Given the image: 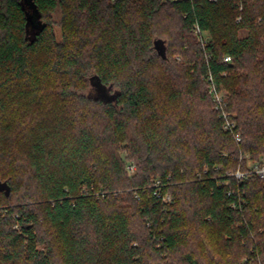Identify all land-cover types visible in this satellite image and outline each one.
Wrapping results in <instances>:
<instances>
[{"label":"trees","instance_id":"1","mask_svg":"<svg viewBox=\"0 0 264 264\" xmlns=\"http://www.w3.org/2000/svg\"><path fill=\"white\" fill-rule=\"evenodd\" d=\"M26 3L0 0V264H264V178L232 175L264 158V0Z\"/></svg>","mask_w":264,"mask_h":264},{"label":"built area","instance_id":"2","mask_svg":"<svg viewBox=\"0 0 264 264\" xmlns=\"http://www.w3.org/2000/svg\"><path fill=\"white\" fill-rule=\"evenodd\" d=\"M216 1V0H211ZM241 16H239L237 19L240 20ZM195 31L198 33L200 41L204 44L207 41L206 33L198 26H195ZM225 61L231 60V55L226 54L224 56ZM207 80L210 82L209 84V93L214 101L215 108L219 112V118L223 119V127L225 130L234 132V129L236 127V121L231 117L230 112L227 111L226 106L227 102L225 100V95L220 90L217 85L213 81V76L211 73H208ZM237 141L240 140V136L237 134H234ZM128 169L131 172H134L136 170V164L133 161H130L128 163ZM250 174H256L257 176L264 178V158L255 161L253 164L248 165V168L246 170L238 169L235 172L232 173L238 180H241L244 176L250 175ZM152 187L155 188L154 193L157 194L162 198L164 202H170L172 200V195L170 191H166L164 193H161L160 190L162 188V180L156 179ZM138 198H140L139 194H136Z\"/></svg>","mask_w":264,"mask_h":264},{"label":"rangeland","instance_id":"3","mask_svg":"<svg viewBox=\"0 0 264 264\" xmlns=\"http://www.w3.org/2000/svg\"><path fill=\"white\" fill-rule=\"evenodd\" d=\"M180 58H181L180 56H177V59H180ZM222 87H223L222 92L227 93V89L225 88V86L222 85ZM116 88H117L116 86L115 87H108L107 89L103 90L101 88L97 89V87L94 86V87H92L91 91H89L88 93L91 95H98V94L100 95L103 92H105V94L112 96L115 94ZM82 92L85 93V92H87V90L82 91ZM261 158H263V157H261ZM254 162H255V160L253 158H250V155L247 154V164L250 165V164H253ZM240 252H242V251H240ZM240 258H241L242 262H246V261L252 262L254 260V259H249L247 256L242 257L241 255H240ZM255 262H256V264H261L260 262H258V260H254L253 264H255Z\"/></svg>","mask_w":264,"mask_h":264},{"label":"water","instance_id":"4","mask_svg":"<svg viewBox=\"0 0 264 264\" xmlns=\"http://www.w3.org/2000/svg\"><path fill=\"white\" fill-rule=\"evenodd\" d=\"M27 3H29V0H25ZM26 3V4H27ZM30 5H28L27 7L32 9L31 8V3H29ZM30 16H29V24L35 28L37 27V24L40 23V21L38 20V16H35L34 15V12L33 11H30ZM1 190H4L6 192V194H10V191H11V186L9 185L8 181L7 180H4V181H0V191Z\"/></svg>","mask_w":264,"mask_h":264}]
</instances>
